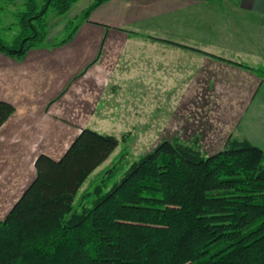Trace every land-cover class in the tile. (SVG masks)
Returning a JSON list of instances; mask_svg holds the SVG:
<instances>
[{
  "label": "trees",
  "instance_id": "1",
  "mask_svg": "<svg viewBox=\"0 0 264 264\" xmlns=\"http://www.w3.org/2000/svg\"><path fill=\"white\" fill-rule=\"evenodd\" d=\"M42 1H26L16 44L0 38V51L21 56L45 41L47 13L79 0ZM15 111L0 100V127ZM120 143L83 128L60 159L37 156L34 179L0 220V264H264L261 147L233 137L207 154L198 140H163L119 177L120 162L108 168L78 202Z\"/></svg>",
  "mask_w": 264,
  "mask_h": 264
},
{
  "label": "crops",
  "instance_id": "2",
  "mask_svg": "<svg viewBox=\"0 0 264 264\" xmlns=\"http://www.w3.org/2000/svg\"><path fill=\"white\" fill-rule=\"evenodd\" d=\"M91 13L73 38L93 40L89 63L83 64L77 53H66L67 43L53 44L66 33L71 19L62 26L48 22L45 41L52 46H33L21 56L0 52V100L16 107L0 127V210L11 209L34 179L39 154L63 155L66 149L57 154L44 148L56 146L61 138L66 141L58 131L61 125L67 128V98L76 97L77 92L68 94L69 89L84 79L97 83V67L116 52L115 58L153 63L162 82L212 83L218 88L225 77L233 82L236 97L251 99L256 116L264 115V75L209 55L264 69V0H102ZM53 73L56 77L50 83ZM115 76L112 69L113 81ZM77 90L84 98L79 84ZM91 126L78 125L69 145L83 128L98 130ZM242 139L259 147L258 140L264 143V138Z\"/></svg>",
  "mask_w": 264,
  "mask_h": 264
},
{
  "label": "rangeland",
  "instance_id": "3",
  "mask_svg": "<svg viewBox=\"0 0 264 264\" xmlns=\"http://www.w3.org/2000/svg\"><path fill=\"white\" fill-rule=\"evenodd\" d=\"M26 1L0 0V38L10 46L16 44L18 34L22 30L20 15L27 9ZM94 1L96 0H80L72 6L71 11L59 18H55L58 15L52 11L45 16L47 22H56L57 26H62V23L66 25L65 19L74 20V26L67 28L66 33L53 44L67 43L64 51L81 55L80 60L83 64L90 61L91 50L95 48L93 40L89 38L82 40L80 36L75 37L73 41V38L82 20L91 17L90 12L86 18L84 9ZM40 44L52 46L47 41L36 46ZM209 55L219 60L225 59L223 61L226 62L230 60L232 62L229 63L236 65L239 62L234 58H223L219 54ZM114 56L108 61L105 58L102 66L97 67L99 69L97 83L91 84L84 79L81 83H75L73 88L71 86L68 88V94L77 93L75 98H67V128L64 129L61 125L58 131V136L64 135L66 141L65 138H61L56 146L44 148L49 152L63 153L78 131L76 129L78 125L91 124V127H97V131L114 135L121 140L111 156L88 178L80 191L78 202L86 190L99 182L108 168L120 162L123 170L118 174L119 177L131 163L153 150L163 140L180 139L186 143L198 140L205 153L213 154L224 149L227 140L233 137L253 140L264 138V130H261V126H264V115L256 116L250 106L251 99L236 97L233 82L226 81L225 77L222 83L217 85L218 88H213L212 83L209 85L162 82V77L156 74L153 63L146 61L144 65H140L138 59H121ZM243 63L250 67L246 69L260 76L264 75V69ZM112 69L117 77L115 81L111 78ZM68 70L70 69L66 71ZM66 73L68 79L71 75ZM54 77L55 73L50 83L54 82ZM78 84L81 88L80 94L85 95L82 99L78 96ZM55 133L54 129L49 131L51 137H54ZM123 137L126 138L125 141H122ZM258 142L259 140L256 144L264 147L263 142ZM55 159L60 158L57 156ZM9 209L6 210V207L2 206L0 220L6 217Z\"/></svg>",
  "mask_w": 264,
  "mask_h": 264
},
{
  "label": "water",
  "instance_id": "4",
  "mask_svg": "<svg viewBox=\"0 0 264 264\" xmlns=\"http://www.w3.org/2000/svg\"><path fill=\"white\" fill-rule=\"evenodd\" d=\"M23 47V42H22V45H21V48Z\"/></svg>",
  "mask_w": 264,
  "mask_h": 264
}]
</instances>
